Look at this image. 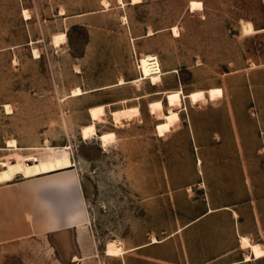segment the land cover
<instances>
[{
	"label": "rangeland",
	"instance_id": "obj_1",
	"mask_svg": "<svg viewBox=\"0 0 264 264\" xmlns=\"http://www.w3.org/2000/svg\"><path fill=\"white\" fill-rule=\"evenodd\" d=\"M192 2L200 8L192 11ZM261 29L264 0H0V186L40 178L54 188L55 178L71 175V188H57L59 208L46 204L59 218L70 206L88 218L101 264L119 258L104 255L107 242L131 245L148 233L160 239L180 217L195 215L206 195L242 201L253 186H242L240 166L251 168L264 192ZM61 33L66 39L55 45ZM143 55L158 58L156 85L140 80ZM113 66L131 81L98 88ZM212 88L221 89L216 100L186 98ZM173 91L181 92L179 121L160 136L162 120L148 103L160 100L166 112ZM94 106L105 112L96 134H114L105 148L80 136ZM123 107L138 113L115 127L110 112ZM54 245L42 238L26 255L69 264Z\"/></svg>",
	"mask_w": 264,
	"mask_h": 264
},
{
	"label": "crops",
	"instance_id": "obj_2",
	"mask_svg": "<svg viewBox=\"0 0 264 264\" xmlns=\"http://www.w3.org/2000/svg\"><path fill=\"white\" fill-rule=\"evenodd\" d=\"M82 15L88 16L79 14ZM119 79L131 81L129 74L110 67L104 85L98 88L115 87ZM259 123L264 127L261 116ZM261 136L264 138V128H261ZM226 169H218L219 174L224 175ZM239 171L242 186H253L245 192L242 201L227 194V198L218 202L206 195L200 200L196 214L186 220L180 217L177 227L164 237L159 239L148 233L142 242L121 243L124 253L117 264H256L264 259V256L254 258L249 248L241 246L240 239L246 237L250 243L260 244L264 249V192L257 187L250 167L240 166ZM229 172L228 169L226 174ZM37 179L40 178L10 181L0 186V264H37V256L30 259L26 251L37 246L42 238L54 242L53 249L62 250L69 264H101L93 259L97 257L94 255L96 242L89 223L83 224L81 229L64 225L56 210L51 208V211L45 205L48 202L59 208L58 189L44 187ZM221 180L225 185V180ZM45 192L47 194H43ZM51 212L57 223H62L53 230L46 228ZM152 237L157 241L152 243ZM62 239L68 242L60 247Z\"/></svg>",
	"mask_w": 264,
	"mask_h": 264
},
{
	"label": "bare ground",
	"instance_id": "obj_3",
	"mask_svg": "<svg viewBox=\"0 0 264 264\" xmlns=\"http://www.w3.org/2000/svg\"><path fill=\"white\" fill-rule=\"evenodd\" d=\"M121 2V0H118ZM138 0H132V3H136ZM102 4L106 6V2L102 1ZM200 8V3L198 2H192L191 3V10L195 11L196 9ZM24 16H26L25 11L23 12ZM173 34L176 35V29H172ZM53 42L55 45H58L60 42H64L66 39V36L64 33H61L55 38H53ZM53 44V45H54ZM34 55H36V52L34 51ZM158 58H156L153 55H143L140 60V67L142 75L140 76V80L148 79L151 83V85H156L162 80L163 72L160 69L158 65ZM157 65V67H155ZM143 77V79H142ZM119 83H122L120 80ZM80 93V89L76 88L72 91L73 95H78ZM180 91H173V92H167L165 95L166 103L169 107V109L166 112H163V104L160 100L152 101L148 103L149 111L152 115H155L157 120H162L161 123L156 125V131L157 133L162 136L166 132L168 133L171 128L174 127L176 123L179 121V113L175 109L177 108L176 105L180 101ZM221 89L219 88H212L207 91H192L189 94L186 95V98L192 103H197L204 101L206 99L213 101L216 100L221 96ZM205 94L207 96H205ZM207 103V102H206ZM5 107V106H4ZM7 107V106H6ZM5 109V108H4ZM8 107L6 110L8 111ZM88 113L91 119V122L86 125L82 126L80 129V136L83 140L92 139L94 137L97 138L98 142L101 144L102 148H105L112 140H114V134L111 132H106L100 135L96 134V128L95 125L98 123H104V108L103 106H94L90 107L88 109ZM138 113L137 107H123L122 109L113 110L110 112L111 120L114 124V126H119L122 124L123 119H128L130 117H133L134 114ZM131 120V119H130ZM8 146H14V141H8ZM72 176L66 175V177H60L55 178L51 182V186L54 188H58L61 190H65L68 188H71L73 186L72 184ZM47 203V202H46ZM51 210L50 206H47ZM83 207V206H81ZM52 211V210H51ZM58 217V216H57ZM87 219L84 214H82L79 211H76V208L73 206H70L67 208L66 213L63 214V217L60 218V221L64 225H69L72 227H77L78 229H81L83 227V224L87 223ZM61 222L57 223L56 216L53 212H51V215L49 217V221L47 223V229L53 230L55 229L59 224H62ZM60 226V225H59ZM85 226V225H84ZM78 232V231H77ZM156 239H151V242H156ZM242 248H249L251 253L253 254L254 258H260L264 256V249L260 244H252L249 242V240L246 237H242L240 239ZM124 253V250L122 248V245L116 243L115 241H109L106 243L105 249H104V255L107 257H118L121 256ZM248 259V257H247Z\"/></svg>",
	"mask_w": 264,
	"mask_h": 264
},
{
	"label": "built area",
	"instance_id": "obj_4",
	"mask_svg": "<svg viewBox=\"0 0 264 264\" xmlns=\"http://www.w3.org/2000/svg\"><path fill=\"white\" fill-rule=\"evenodd\" d=\"M159 65V64H158ZM155 67H157V65H155ZM139 75H140V72H139Z\"/></svg>",
	"mask_w": 264,
	"mask_h": 264
}]
</instances>
